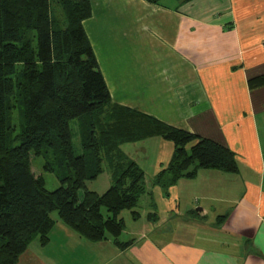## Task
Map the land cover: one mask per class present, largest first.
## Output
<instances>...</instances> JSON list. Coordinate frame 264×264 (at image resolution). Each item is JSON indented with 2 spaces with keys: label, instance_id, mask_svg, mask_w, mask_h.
<instances>
[{
  "label": "crops",
  "instance_id": "1",
  "mask_svg": "<svg viewBox=\"0 0 264 264\" xmlns=\"http://www.w3.org/2000/svg\"><path fill=\"white\" fill-rule=\"evenodd\" d=\"M90 2L83 26L113 103L225 146L238 171L200 169L165 195L152 181L174 143L158 131L125 143L114 158L134 161L147 187L138 216H120L127 245L57 219L17 264H264V0ZM114 172L105 163L89 189L105 193Z\"/></svg>",
  "mask_w": 264,
  "mask_h": 264
},
{
  "label": "trees",
  "instance_id": "2",
  "mask_svg": "<svg viewBox=\"0 0 264 264\" xmlns=\"http://www.w3.org/2000/svg\"><path fill=\"white\" fill-rule=\"evenodd\" d=\"M91 15L90 0H0V264H17L35 240L46 245L57 219L87 241L112 238L125 247L120 216H138L147 187L144 171L114 154L155 131L175 145L170 163L152 181L165 195L200 169L238 171L225 146L113 103L83 26ZM37 157L59 179L56 190L34 171ZM107 162L114 181L99 194L88 183Z\"/></svg>",
  "mask_w": 264,
  "mask_h": 264
},
{
  "label": "rangeland",
  "instance_id": "3",
  "mask_svg": "<svg viewBox=\"0 0 264 264\" xmlns=\"http://www.w3.org/2000/svg\"><path fill=\"white\" fill-rule=\"evenodd\" d=\"M78 1H80V0H75V2H78ZM15 121L16 122L18 121V114H16ZM72 129H73V133H74L73 137H74L75 149L77 151V154L80 155V154H82V148H81V144H80L78 124L73 123ZM46 163H47V160L44 157H37V158H33V160H32L33 169L36 173H38V175H43V177L45 179V183H46L45 184L46 188L49 191H54L61 186V183L55 174L47 172L45 170L44 166ZM88 184H90V183H88ZM124 214H125V216L128 217L127 211Z\"/></svg>",
  "mask_w": 264,
  "mask_h": 264
}]
</instances>
